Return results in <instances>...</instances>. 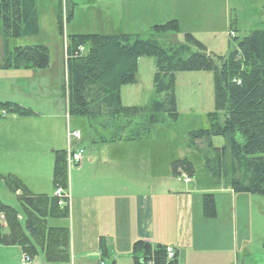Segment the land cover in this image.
Instances as JSON below:
<instances>
[{"label": "trees", "instance_id": "1", "mask_svg": "<svg viewBox=\"0 0 264 264\" xmlns=\"http://www.w3.org/2000/svg\"><path fill=\"white\" fill-rule=\"evenodd\" d=\"M60 30L63 34L62 16ZM40 31L37 0H0L1 68H46L50 50L46 45L9 46L10 38L37 35ZM143 38L130 33L68 34L65 43L67 76L64 90L70 116H86L107 128L117 123L110 140H140L153 135L157 126L179 116L175 80L178 71L209 70L214 73L215 109L208 113L209 127L192 130L186 138L189 148L205 152L204 168L236 192L264 196V29L236 37L237 45L225 55L209 51L191 32L179 44L164 45L157 36L179 33L178 19L151 28ZM154 59L155 96L145 105H125L123 85L138 81V59ZM0 110L20 116L34 113L12 102H0ZM242 137L239 141L237 135ZM214 136H223L225 145L214 147ZM107 141V138L104 139ZM199 141L203 142L200 147ZM195 165L189 157L175 159L172 173L192 176ZM17 193L23 206L21 215L0 199V244L19 245L32 257L43 254L48 262L71 258L70 206L54 194L34 193L15 174H0V183ZM54 190L69 188L66 149L54 151ZM65 199V200H64ZM64 201L60 204V201ZM207 217L216 216L213 193L203 195ZM264 247V237L262 239ZM101 250L107 255L104 240ZM135 264H179L176 251L168 257L167 246L145 240L134 243Z\"/></svg>", "mask_w": 264, "mask_h": 264}, {"label": "crops", "instance_id": "2", "mask_svg": "<svg viewBox=\"0 0 264 264\" xmlns=\"http://www.w3.org/2000/svg\"><path fill=\"white\" fill-rule=\"evenodd\" d=\"M141 2L145 7L138 14L151 33L152 26L170 19L183 23L181 0ZM134 7L139 8L137 3ZM134 7L126 5L122 9L123 18L136 19ZM39 27V33L32 36L40 38L45 32L50 41L25 45H46L50 50L49 66L0 67V102L17 103L34 111L32 115L20 116L12 112L3 114L0 110V174L17 175L34 193L54 194V151L67 148V129L72 128L64 90L67 66L64 46L54 56L57 26L42 27L39 21ZM136 30L139 29L116 33L139 34ZM88 119L94 135L92 146L85 151L82 164L69 170L70 261L48 262L39 254L30 264H100L101 261L135 264L134 243L140 239L173 246L179 254V264H238L237 206L250 199L242 196L246 194L216 179L202 182L194 177L195 172L189 181L184 179V174L175 176L172 162L188 156H177L170 148H150L148 143L154 134L140 140H110L119 127L117 123L105 128L103 123ZM83 137L74 140V145L84 148ZM208 174L210 179L215 178ZM205 193H213L215 197L216 216L212 218L204 212ZM222 203L232 204L225 226L218 222ZM220 229L225 232L228 246L206 233V230L218 233ZM102 240L107 255L102 253ZM245 251L252 255L249 249ZM22 254L19 245L0 244V264H21Z\"/></svg>", "mask_w": 264, "mask_h": 264}, {"label": "rangeland", "instance_id": "3", "mask_svg": "<svg viewBox=\"0 0 264 264\" xmlns=\"http://www.w3.org/2000/svg\"><path fill=\"white\" fill-rule=\"evenodd\" d=\"M71 2L74 3V9L70 6ZM136 3L139 6L138 9L134 7ZM126 5L134 7V12L138 16L136 19L126 20L123 18L122 9H125ZM53 6H55L56 13H53ZM144 7L145 3H142L141 0H37L41 26H57V39L53 40L55 57V53L64 50L63 46L65 48L68 33L72 34L76 31L106 34L121 30L139 29L136 32L139 31L141 37L148 38L151 32L138 14ZM179 7L185 15L181 20L183 23L180 22L181 31L174 34L158 35L157 38L164 45L183 42L185 33L191 31L195 37L206 44L209 51L216 55H225L237 45L236 37H242L256 29H264V0H181ZM59 15L62 16L63 34L60 31ZM39 40L50 41V38L45 32L40 38L34 36L10 38L9 46L15 47ZM0 48L1 50L4 49V41L1 37ZM65 55L64 51L63 56ZM154 72V59L150 56L139 57L138 81L134 84L123 85L121 89L123 104L145 105L155 96ZM175 75L179 116L175 121L168 120L166 123L158 125L153 132V140L149 141L148 145L150 148L157 149L170 148V151H173L177 156H188L195 165L194 177L200 181H214L216 179L224 183L226 180L224 175L221 179L214 177V179H210L203 165L205 152L203 154L195 148H189L185 142L192 130L209 127L208 113L215 109L214 73L209 70H192L178 71ZM71 127L79 128L82 132L81 135L84 136L83 147L87 152V148L92 146V139L94 138L89 119L86 116L73 115L71 116ZM237 137L239 141H242L239 134ZM212 142L215 148L220 149L225 145L226 140L223 136H214ZM58 145L61 146V143ZM199 145L203 147L204 143L199 141ZM55 149L57 150V148ZM239 193L246 194L242 196H248L250 199L242 201L237 206V213L239 214L236 241L239 251L238 264H242L243 260H245V264H257L264 261L262 243L264 237V196L245 192ZM0 199L18 210L21 215L23 214V206L17 193L11 191L3 181L0 183ZM231 208L232 204L222 203L220 205L218 222L222 226L226 225ZM247 216L248 218L244 222V218ZM206 233L208 236L220 240L223 246H228L227 237L222 229L218 233L207 230ZM222 234L223 237H219ZM246 248L252 255L245 251ZM40 255L44 256L42 253ZM233 260L235 263V256Z\"/></svg>", "mask_w": 264, "mask_h": 264}, {"label": "built area", "instance_id": "4", "mask_svg": "<svg viewBox=\"0 0 264 264\" xmlns=\"http://www.w3.org/2000/svg\"><path fill=\"white\" fill-rule=\"evenodd\" d=\"M80 138H81V132L79 130L68 129V132H67V142H68L67 165H68V167H72L74 165L81 164V162L84 158V150L82 148H78V147H75L73 145V141L79 140ZM56 194L59 197H64L66 200H68L70 198V193L67 192L66 190H63L62 188H58L56 191ZM59 203L63 204L64 201L62 200ZM4 218H5V216H4L3 212H1V210H0V219L4 220ZM167 252H168V256L170 258H172L175 255V250L171 246L167 247ZM32 260H33V258L29 253H27V252L23 253L22 260H21L22 264H30L32 262ZM100 264H110V263L102 261Z\"/></svg>", "mask_w": 264, "mask_h": 264}]
</instances>
